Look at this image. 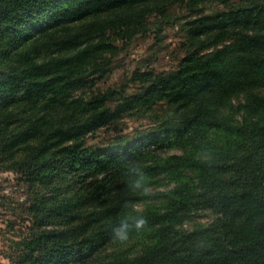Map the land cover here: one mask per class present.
I'll return each instance as SVG.
<instances>
[{"label":"trees","instance_id":"16d2710c","mask_svg":"<svg viewBox=\"0 0 264 264\" xmlns=\"http://www.w3.org/2000/svg\"><path fill=\"white\" fill-rule=\"evenodd\" d=\"M175 4L178 64L98 88ZM125 114L149 125L91 141ZM0 171L31 221L10 264H264V0H0Z\"/></svg>","mask_w":264,"mask_h":264},{"label":"rangeland","instance_id":"374dc122","mask_svg":"<svg viewBox=\"0 0 264 264\" xmlns=\"http://www.w3.org/2000/svg\"><path fill=\"white\" fill-rule=\"evenodd\" d=\"M234 1V0H233ZM223 4L209 2L201 11L207 13L223 7ZM197 12L185 4L172 5L163 15L151 14L146 21L147 30L131 39L118 40L120 52L113 59L111 73L97 82L98 88H126L131 90V74L137 69L165 72L174 68L186 49L184 28ZM148 120L136 115H123L117 122L97 131L91 141L101 137L109 139L114 135L132 134L148 126ZM100 137V138H99ZM161 186L159 188H164ZM28 195L26 186L17 180L10 171H0V264H10L9 254L12 241L27 232L31 224L25 210ZM213 217L210 211H201L194 218L197 222H206Z\"/></svg>","mask_w":264,"mask_h":264}]
</instances>
